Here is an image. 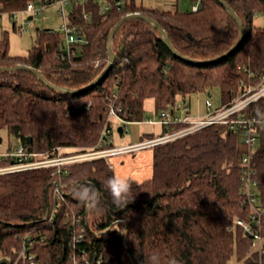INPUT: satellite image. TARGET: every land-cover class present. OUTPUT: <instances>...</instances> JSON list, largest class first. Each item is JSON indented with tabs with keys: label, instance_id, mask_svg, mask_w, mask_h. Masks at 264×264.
Segmentation results:
<instances>
[{
	"label": "trees",
	"instance_id": "1",
	"mask_svg": "<svg viewBox=\"0 0 264 264\" xmlns=\"http://www.w3.org/2000/svg\"><path fill=\"white\" fill-rule=\"evenodd\" d=\"M36 1L0 0V5L10 11ZM142 1L130 0L121 12L112 8L105 13L94 0L71 5L68 19L80 41L68 57L60 52L62 38L52 29H37L24 56L9 54L3 32L0 68L30 67L51 87L24 69L0 70V131L27 152L47 158L57 147L63 155L98 143L108 148L111 144L100 135L103 128L111 129L109 106L118 119L138 123L151 98L161 111L193 92L216 87L223 106L244 88L259 84L264 75V0H223L244 30L239 45L226 56L240 32L218 0H188L190 6L198 4L194 12L147 7ZM133 13L149 21L128 20L116 30L109 43L114 56L110 69L82 90L108 63L111 30ZM157 26L184 59L165 46ZM79 108L84 109L81 114H69ZM242 112L264 120V96ZM119 125L123 132L124 124ZM181 127L162 128L159 135ZM244 153L239 131L225 124L156 145L152 175L132 185L129 203L120 207L105 189L114 175L103 158L64 166L58 174L54 167L2 174L0 260L11 264L24 246L36 264H148L153 254L161 264L173 258L178 264H264V127L250 157L261 252L251 248L250 236L235 223H250L251 216L241 181ZM8 163L0 159V167ZM82 185L98 190V209L73 194Z\"/></svg>",
	"mask_w": 264,
	"mask_h": 264
},
{
	"label": "built area",
	"instance_id": "2",
	"mask_svg": "<svg viewBox=\"0 0 264 264\" xmlns=\"http://www.w3.org/2000/svg\"><path fill=\"white\" fill-rule=\"evenodd\" d=\"M85 0H40L36 2H28L24 8L19 10L7 11L0 5V18L4 15L15 19L18 14L27 15L31 20L34 17L40 16L44 9L50 5H56L58 7V13L62 18V24L57 32L60 34L62 41L60 46V52L66 57L73 54L74 45L80 41L78 37V30L75 25L71 24L68 19V13L65 11V6H71L75 3H83ZM99 5L100 13H105L110 9H115L121 12L126 4L130 0H94ZM198 4L195 3L190 6L191 11H196ZM27 21H29L27 19ZM25 22L22 27L17 29L18 32L22 31L28 22ZM264 96V75L261 76L260 82L256 86H248L244 88L242 93L237 96L230 103L219 106L212 109V105L209 100H205V114L203 116L192 117L186 115L188 108L184 103H177L174 107L164 109L160 111L158 121H148L149 124H157L168 130L170 126L181 124L183 127L172 130L170 132L158 135L153 139H149L140 144L126 146L121 148L101 147V143H98L96 147L89 149L85 152L70 153L63 155L61 148H55L53 150V156L47 158L46 155L40 153H29L23 146L17 145L12 151L0 153V159L5 158L8 160V164L4 167H0V175L5 173L22 172L40 168L54 167L55 173H59L64 166L79 163L87 160L103 158L108 162V158L124 153L133 152L143 148H152L156 145L163 144L165 142L183 137L204 128L211 124H225L232 130L239 131L242 144L245 148V153L241 158V181L243 183V193L246 197V201L251 208L250 223H243L241 220L235 221V223L243 228L246 234L251 238L250 246L254 250L262 251L263 238L260 233V218L259 212L254 206L256 202V182L252 178V170L250 168V157L255 151L258 142L259 130L264 127V120L255 116H245L242 112L249 104L258 100ZM181 110L184 114L176 113L175 110ZM116 119L119 123L126 126L128 123L118 119L116 111L113 106H109L107 119ZM111 129L107 127L103 128L101 132V138L105 143L111 144ZM109 164V162H108ZM109 168L112 166L109 164ZM11 264H36L31 254L27 253L23 246L16 259Z\"/></svg>",
	"mask_w": 264,
	"mask_h": 264
},
{
	"label": "rangeland",
	"instance_id": "3",
	"mask_svg": "<svg viewBox=\"0 0 264 264\" xmlns=\"http://www.w3.org/2000/svg\"><path fill=\"white\" fill-rule=\"evenodd\" d=\"M139 2V0H136ZM142 4L147 7H155L160 9L173 10L177 6L180 11L190 9V2L188 0H143ZM69 10V6H65V11ZM28 16L18 14L15 19L4 15L0 18V36L6 32L8 40V52L11 56H24L32 45L36 37V30L52 29L59 30L62 24V18L58 13L56 5L46 7L43 13L27 21ZM25 27L18 32L17 29L22 27L25 22ZM14 23V28H13ZM256 23L261 24L262 21L256 18ZM209 93V96L207 95ZM185 106L188 108L189 116L202 115L205 112V100H209L212 109L219 107L221 104L220 92L218 88L213 87L206 91H198L189 94L185 99ZM176 113L184 114L181 110L176 109ZM160 110L156 108L155 99L151 98L144 103V120L138 123H129L123 127V132L120 134L117 129L121 127L119 122L111 119V146L113 148H121L140 144L144 141L157 137L161 132V126L157 124H149L148 121H158ZM0 153L12 151L18 145V141L8 135L6 131H0ZM110 164L114 166L113 175L127 176L133 178L135 181L141 183L143 180L152 175V148H143L133 152L124 153L108 158ZM132 182V185H136ZM234 262V261H233ZM232 261L230 264H235Z\"/></svg>",
	"mask_w": 264,
	"mask_h": 264
},
{
	"label": "clouds",
	"instance_id": "4",
	"mask_svg": "<svg viewBox=\"0 0 264 264\" xmlns=\"http://www.w3.org/2000/svg\"><path fill=\"white\" fill-rule=\"evenodd\" d=\"M136 182L133 178L127 176H111L108 178L105 189L112 198V202L117 206L127 205L129 197L132 194V182ZM77 199L88 206L90 209H98L100 200L99 192L93 185H82L74 190L73 193ZM148 264H161L158 254L149 257ZM168 264H178L174 258L168 261Z\"/></svg>",
	"mask_w": 264,
	"mask_h": 264
},
{
	"label": "water",
	"instance_id": "5",
	"mask_svg": "<svg viewBox=\"0 0 264 264\" xmlns=\"http://www.w3.org/2000/svg\"><path fill=\"white\" fill-rule=\"evenodd\" d=\"M221 5L227 10V14L237 23L238 25V28H239V32H240V36H239V39L238 41L236 42V44L234 45L233 48H231V50L229 52H227L226 54H224L223 56H226L228 53H230L231 51L234 50V48L236 46L239 45V43L241 42L242 38H243V35H244V30H243V27H242V24L241 22L238 20V18L236 17V15L234 14V12L228 8L227 4L223 1V0H218ZM132 19H139V20H144V21H149V19L147 17H144L142 15H139L138 13H133V14H127L125 15L124 17H122L119 22L113 27V29L111 30L110 34H109V37H108V42H107V51H108V54H109V59H108V63L105 67V69L103 70V72L90 84L88 85L87 87H85L84 89L82 90H86V89H89L91 87H93L95 84H97L101 79H103L105 77V75L107 74L108 70L110 69L111 67V64L113 63V60H114V56L111 54V51H110V47H109V43H110V40L112 38V36L114 35V33L116 32V30L126 21L128 20H132ZM28 20H31V18L29 17ZM157 29L160 33V35L162 36V41L163 43L165 44V46L176 56L180 57V58H183L181 56L178 55V53L176 52V50L172 47V45L170 44L168 38H167V35L166 33L164 32V30L157 26ZM184 59V58H183ZM15 69H24L30 73H32L39 81H41L42 83H44L45 85L51 87V85H49L43 78L42 76L40 75L39 72H37L36 70L30 68V67H26V66H23V65H16L12 68H0V70H8V71H11V70H15ZM61 91H64L63 89H60ZM81 90H71V91H68L69 93H77ZM84 111L83 108H79V109H71L69 111V114L73 115V114H81L82 112ZM117 131L121 134L122 133V128L119 127L117 129ZM28 141L30 140L29 138L27 139ZM0 142H1V139H0ZM7 263V261L5 259H2L0 260V264H5Z\"/></svg>",
	"mask_w": 264,
	"mask_h": 264
},
{
	"label": "crops",
	"instance_id": "6",
	"mask_svg": "<svg viewBox=\"0 0 264 264\" xmlns=\"http://www.w3.org/2000/svg\"><path fill=\"white\" fill-rule=\"evenodd\" d=\"M189 111V110H188ZM205 112H206V110H205ZM205 112L202 114V115H197V116H194V117H198V116H203L204 114H205ZM109 162V161H108ZM109 164H110V162H109ZM111 166H112V171L114 170V166L112 165V164H110ZM148 179V178H147ZM144 181V180H143Z\"/></svg>",
	"mask_w": 264,
	"mask_h": 264
}]
</instances>
